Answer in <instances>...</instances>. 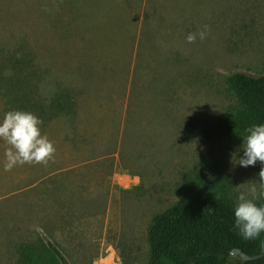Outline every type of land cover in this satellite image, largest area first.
<instances>
[{
  "label": "rangeland",
  "instance_id": "374dc122",
  "mask_svg": "<svg viewBox=\"0 0 264 264\" xmlns=\"http://www.w3.org/2000/svg\"><path fill=\"white\" fill-rule=\"evenodd\" d=\"M263 68L264 0H0V119L35 114L56 149L4 171L0 140V264L39 232L68 264H147L185 171L259 192L219 119L226 78Z\"/></svg>",
  "mask_w": 264,
  "mask_h": 264
},
{
  "label": "trees",
  "instance_id": "16d2710c",
  "mask_svg": "<svg viewBox=\"0 0 264 264\" xmlns=\"http://www.w3.org/2000/svg\"><path fill=\"white\" fill-rule=\"evenodd\" d=\"M226 93L230 104L222 112L219 126L230 144H242L249 127L264 124V68L258 75L231 73L226 78ZM55 101L60 108L68 104ZM175 191L178 200L157 214L149 226L147 264H264V256L245 260L227 254L233 249L261 254L264 237L261 232L255 239H245L235 227L237 195L227 180H206L185 171ZM255 202L264 206V197ZM17 253V264H68L59 247L40 232L22 241ZM119 253L128 264L129 254L122 248Z\"/></svg>",
  "mask_w": 264,
  "mask_h": 264
},
{
  "label": "clouds",
  "instance_id": "9594fccd",
  "mask_svg": "<svg viewBox=\"0 0 264 264\" xmlns=\"http://www.w3.org/2000/svg\"><path fill=\"white\" fill-rule=\"evenodd\" d=\"M207 27L205 25L204 29ZM198 37L204 40L206 31L189 33L186 41L194 43ZM42 123L35 114L23 110H10L0 119V140L7 145L4 171L24 164L47 165L53 159L56 149L47 135L41 133ZM239 151L243 153L238 159L240 166H255L257 161L264 165V124L253 125L246 130ZM258 177L260 191L252 183L247 191L239 192L234 209L235 227L245 239H255L264 232V206L255 202L259 197H264V167H261ZM209 210L211 208L205 209Z\"/></svg>",
  "mask_w": 264,
  "mask_h": 264
},
{
  "label": "water",
  "instance_id": "95a60500",
  "mask_svg": "<svg viewBox=\"0 0 264 264\" xmlns=\"http://www.w3.org/2000/svg\"><path fill=\"white\" fill-rule=\"evenodd\" d=\"M263 251L261 254L258 255H248L246 253H244L241 249H233L231 251H228L227 254L229 255H239L241 256L243 259L245 260H252V259H257V258H261L264 256V237H263Z\"/></svg>",
  "mask_w": 264,
  "mask_h": 264
},
{
  "label": "built area",
  "instance_id": "2783aa9c",
  "mask_svg": "<svg viewBox=\"0 0 264 264\" xmlns=\"http://www.w3.org/2000/svg\"><path fill=\"white\" fill-rule=\"evenodd\" d=\"M107 258H109V264H123L122 257L119 251L117 250L112 249L110 254L107 255L104 259H107Z\"/></svg>",
  "mask_w": 264,
  "mask_h": 264
}]
</instances>
